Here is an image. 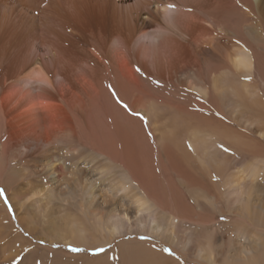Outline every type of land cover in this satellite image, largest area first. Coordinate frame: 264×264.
Returning a JSON list of instances; mask_svg holds the SVG:
<instances>
[{
  "label": "bare ground",
  "instance_id": "obj_1",
  "mask_svg": "<svg viewBox=\"0 0 264 264\" xmlns=\"http://www.w3.org/2000/svg\"><path fill=\"white\" fill-rule=\"evenodd\" d=\"M95 1L0 0V179L11 173L10 187L12 180H19L14 172L36 176L21 187L27 186V195L6 189L18 211L15 222L50 243L88 249L125 238L112 248V261L107 254L56 252L65 259L54 257L50 264H115L113 253L118 264H184L183 259L195 264H264V57L258 54L264 50V1L201 0L193 6L191 0L192 6L178 5L162 27L166 31L151 39L150 61L169 70L180 92L186 87L196 93H189V100L197 95L201 102L189 105L188 94L157 99L134 92L137 81L123 61L115 68L87 58L100 74L93 93L106 99L104 107L96 99L89 102V112L106 113L101 126H88L97 134L86 148L88 164L77 168L82 160L76 140L66 131L54 132L60 123L52 118L49 92L43 88L45 101L36 107L30 81L50 84L54 59L65 67L105 43L97 32L99 24L91 26L88 37L66 24L68 15L91 24L89 3ZM169 1H136V16L129 8L126 17L104 29L107 33L133 26L140 32L162 26ZM238 8L243 10L241 18ZM36 45L43 47L48 61L36 55ZM21 82H28L26 89L14 92ZM115 97L126 101L133 115L122 117L119 113L124 112L112 103ZM71 98V108L82 114L81 99ZM22 108L23 117L33 123L25 134L12 136V116ZM107 117L112 126L123 122L113 131L117 142L107 134ZM65 147L74 154L61 160ZM88 165L102 168L98 184H104L106 195L83 185L82 179L96 176ZM61 179L67 190L56 186ZM70 181H75L73 189ZM57 200L66 208L65 216L57 211ZM5 212L0 203V264H48L46 257L34 261L36 250L45 255L48 249L35 248L22 260L10 253L15 243L25 241L14 234ZM135 236L151 238L139 242ZM163 245L173 253L167 254Z\"/></svg>",
  "mask_w": 264,
  "mask_h": 264
},
{
  "label": "rangeland",
  "instance_id": "obj_2",
  "mask_svg": "<svg viewBox=\"0 0 264 264\" xmlns=\"http://www.w3.org/2000/svg\"><path fill=\"white\" fill-rule=\"evenodd\" d=\"M136 1L140 0H99L95 1L94 3H89V17L91 20V24L88 25V22L83 20L82 18L75 17V15H68L70 16L66 20V24H69L70 26L74 27L78 33L81 35H84L88 37L87 35L90 32L91 26H96V24H99V31L95 29L97 32H100V37L102 38L105 43L101 44V47L98 48L95 51H90L84 54H80L81 59L79 60H72L67 64V66L62 67L61 65H58V62L56 59H54L53 63L49 64L50 72L52 79L50 81V84L40 81L38 79L31 80L32 87L30 89L31 94V101L36 103V107L41 106L39 103L40 101H45L44 95L45 92L43 91V88L45 87L46 90H48L50 98L47 97L46 101L49 104L51 108V114L54 121L57 122V125L60 123V126L56 129L54 132H61L62 134L66 131L68 132L75 140H76V148L77 153H79L78 159H81L82 161L77 163V168H81L82 166H85L87 161L89 160V152L86 148L89 144L90 140L94 144V141L91 138V135L94 137L97 133L93 131L91 127H88L90 125H97L101 126L100 122L101 120L104 121V114L105 111H97V113L94 111L92 113L89 112V102L96 99V101L99 103V106L104 107L106 105V99L96 96L93 93V87L95 86V83H97L98 79H100V74L96 68H93L91 64L88 63L86 60L87 58L94 59L98 61L101 65H108V66H114L115 68L120 64H122V61L128 66V69L132 73L134 77V81H137V85L133 84V90L134 92H147L152 98L157 97V99H162L164 97L173 99V96H179L183 97L186 94L187 101L189 105L192 104V102H201L202 99L199 98L197 95L194 96L195 98L192 100H189L191 94H196L194 92H191L186 87H183V90L185 93H182L178 90L175 83V77H169L168 76V69L162 68V66L156 65L155 63L151 62L150 60L153 57L152 55V38H154L156 35H159L164 32L163 25H166L168 22V19L170 16L178 11V5L179 8L184 6H192L190 3L191 0H170L166 14L162 17L160 20V24L162 26H151L147 27L140 32H134V29H127V28H121L118 31L113 32H107L105 31V26H111L114 24H117L119 22V19L121 17H126L129 13V8L133 10V15L136 16L137 6L136 3L139 4ZM195 1L193 6H198L200 4L201 0H192ZM264 1V0H262ZM177 4V5H176ZM176 5V6H175ZM233 5V4H232ZM177 7V9H176ZM196 11H198L197 8H193ZM194 10V12H195ZM238 10V11H237ZM236 11L240 13V18L243 16V10L241 8H238ZM260 12H262L261 8H259ZM132 12V11H131ZM193 12V11H192ZM36 13V12H34ZM257 17L258 11H256ZM247 17H252L248 14V12H245ZM249 15V16H248ZM166 17V18H165ZM166 31V30H165ZM88 33V34H87ZM105 33V35H104ZM98 33L96 35V39L100 40L98 37ZM150 39V40H149ZM152 45V47H151ZM142 47V48H141ZM36 55L40 57L41 60L48 61L50 57H46L47 55L46 51L43 50V47L40 45H36ZM258 54L262 55L264 57V50L258 49ZM102 56V59L100 57ZM71 59L72 56L68 54V59ZM58 59V58H57ZM149 60V61H147ZM223 69L225 68L224 64H222ZM198 71V70H197ZM163 72V73H162ZM198 73V72H197ZM164 74V75H163ZM28 85V82H21L19 83L14 92H21L24 88L26 89V86ZM143 89V90H142ZM88 90V93L90 97H88L85 94V91ZM259 90H262V86L259 85ZM262 92V91H261ZM263 93V92H262ZM72 95H76L78 98L81 99V103L83 106V113L77 114L70 106V101L72 100ZM190 96V97H189ZM93 98V99H92ZM66 101L67 103L61 102ZM175 99V98H174ZM112 103L115 104L116 109H120L124 113H118L123 117L124 115H133V111L129 108V105L126 101L120 100V98L115 97ZM107 110V109H105ZM108 113V111H107ZM24 108L18 109L14 112L12 116V120L14 121L13 127L15 128L12 130V136L14 134L23 135L25 134L29 128L31 127V124L33 121L28 118H24ZM7 118L6 121H8V124L10 123V117ZM137 117L142 121L144 125V117L141 114H137ZM30 121V122H29ZM107 124L109 125L110 131L109 136L110 138H114V142L116 140V134L113 133L115 130V127L117 124L122 125L123 122L120 119L119 121H116L115 125L112 126V122L109 117L106 119ZM31 123V124H30ZM105 123V122H104ZM107 124H105V129L107 130ZM67 126V129L64 127ZM104 127V126H103ZM11 131V130H9ZM94 139V138H93ZM6 140V136H5ZM4 141V138H3ZM90 142V143H91ZM99 142L102 144V140L99 139ZM62 155H60L61 160L65 159V156L67 153L73 155L74 152L68 151V147H65L62 151ZM91 155H94L92 153ZM66 160V159H65ZM17 165V164H16ZM18 166V165H17ZM87 168L94 169L93 171L96 172V176H87L85 180L82 179L83 185L87 186L91 185L94 186V191H99L101 195H106L107 192L104 190V184H98V176L97 173L102 170V168L98 165H88ZM18 176L19 180H12V185L10 184L9 187V174L8 173L2 180L0 179V203L3 205L5 209V213L8 215V217L11 218L14 225V231L16 235H18L21 240L25 241V244H21V242L15 243L14 249L10 251L11 254H16L19 259L24 258L28 253L32 252L35 248L39 249H48L51 252H47L45 255H43L40 251H35V260L36 259H42L47 258L48 264L52 263V259L54 258L55 261L56 258L64 260L63 255H58L56 252H61L62 254H70L74 256H81L86 255L90 257H99L101 255L107 254L110 258V261L114 258L113 255H111L112 248L118 244L120 240H125V238L119 237L117 238L111 245L106 246H98L96 248H86L84 246H75L70 244H56V243H50L46 241V239L42 240L38 238L37 236H34L29 231H27L22 225L18 224V222H15V217L17 214L16 207L12 205L10 201V196L7 193V190H12V192L21 193L22 195H27L26 190L27 186L23 188L24 183L28 181H34L36 178L35 175H31L29 172V175H26V171L22 172L20 175V172H14ZM20 176V177H19ZM68 176V174H67ZM26 177V178H25ZM34 177V178H33ZM24 178V179H22ZM33 178V179H30ZM70 180H73L74 178L72 176L67 177ZM88 179V181H87ZM6 180L8 182H6ZM39 180V178L37 179ZM22 181V182H21ZM32 181V182H33ZM86 181V182H85ZM17 182V183H15ZM42 182H46L45 179L42 178ZM75 181H70L69 188L74 187ZM58 186V189H64L67 190V185L63 180H60V184L56 185ZM22 187V188H21ZM21 188V189H20ZM53 188V185H52ZM23 192V193H22ZM58 207L56 208L57 211L61 212V215L65 216L67 214L66 208L61 206V202L57 200ZM72 204V203H71ZM74 206V204H72ZM74 209V207H72ZM224 219L223 217H217L218 221H221ZM3 223H5L4 220H2ZM15 222V223H14ZM10 238L12 235L10 234ZM137 238V241L144 242L150 240L151 237L146 236H135ZM128 239V238H126ZM141 240V241H140ZM162 246V249L167 253L171 254V250L168 247ZM73 249H76V251H73ZM6 253H9L7 250ZM116 257L115 264L119 263L117 253H113ZM117 258V259H116ZM22 260V259H20ZM67 260V259H66ZM33 261V262H34ZM78 263L80 262L77 261ZM77 263V264H78ZM82 263V262H80ZM184 264H195V263H188L185 259H183ZM34 264H41L40 260H37Z\"/></svg>",
  "mask_w": 264,
  "mask_h": 264
},
{
  "label": "snow or ice",
  "instance_id": "obj_3",
  "mask_svg": "<svg viewBox=\"0 0 264 264\" xmlns=\"http://www.w3.org/2000/svg\"><path fill=\"white\" fill-rule=\"evenodd\" d=\"M0 195H2V193H0ZM73 251H76V249H73Z\"/></svg>",
  "mask_w": 264,
  "mask_h": 264
}]
</instances>
